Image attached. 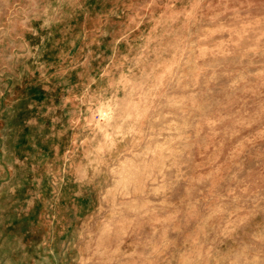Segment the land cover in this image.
Masks as SVG:
<instances>
[{
	"label": "clouds",
	"instance_id": "9594fccd",
	"mask_svg": "<svg viewBox=\"0 0 264 264\" xmlns=\"http://www.w3.org/2000/svg\"><path fill=\"white\" fill-rule=\"evenodd\" d=\"M22 3L24 21L36 22L30 34L25 23L12 18L0 23V81L8 86L0 88V97L17 84L44 92L43 100L23 92L27 119L35 121L39 136L48 119L55 115L66 123V111L72 110L47 111L60 109L72 95L65 83L70 62L91 48L87 37L80 44L77 29L68 30L69 13L78 22L87 0ZM0 5L6 9L8 0ZM241 6V40L250 32L264 33V0H241ZM96 51L107 59L102 48ZM254 51L248 48L244 56ZM127 63L114 54L108 74L74 89L86 93L83 104L79 99L69 103L80 110L77 130L89 138L85 150L92 152L91 162L79 171L66 165L75 175L68 184L58 176L55 194L46 176L32 183L44 176L42 168L29 173L28 183L38 195L20 206L27 208L28 218L39 213L45 227L22 239L24 247L10 257L14 264H42L45 257L48 264H73L77 258L82 264H264V71L250 73L255 79L241 89L228 81L209 86L198 75L180 79L168 73L161 81L158 66L145 61L137 66L139 74L127 73L126 87L109 86ZM101 104L104 111L110 109L107 119L99 115ZM85 117L93 121L91 128L82 127ZM101 143L104 148L96 151ZM72 200L81 209L79 219L71 212ZM53 212L68 215L64 223L70 221V228L55 244L39 248L53 230ZM79 231L83 235L74 237ZM63 240L73 247L62 250Z\"/></svg>",
	"mask_w": 264,
	"mask_h": 264
},
{
	"label": "rangeland",
	"instance_id": "374dc122",
	"mask_svg": "<svg viewBox=\"0 0 264 264\" xmlns=\"http://www.w3.org/2000/svg\"><path fill=\"white\" fill-rule=\"evenodd\" d=\"M23 7L22 0H8L6 9L0 5V23L12 18L25 23V30L30 34L33 31L31 25L36 21H24L20 12ZM84 7L87 11L79 16L78 22L69 13L73 24L68 30L77 29L80 44L85 43L87 37L91 48L85 50L82 59L70 62L65 83L70 85L67 92L72 95L63 99L60 109L47 110L54 113L65 108L72 109L66 111V123L58 122V117L54 115L47 120V128L44 129L42 124L44 130L39 136L35 135V121L27 119L30 113L24 109L23 100L24 91L29 95L34 92L36 100L44 99V92L34 85H13L0 97V169L7 174L0 176V264H14L10 257L18 247H24L22 239L30 237L35 228L45 227L41 224L43 217L39 213L28 218L27 208L20 206L25 198L38 195L28 183L29 173L42 168L44 176L32 183L39 184L46 176V186L55 194L58 176L64 184H68L75 175L72 169H66V165L70 164L79 171L91 162L92 152L85 150L89 138L81 137L77 130L81 128L80 110L69 100L79 99L83 104L86 93H75L74 89H84V82L91 84L97 79V74L101 77L108 74L114 54H120L129 63L123 65L125 71L120 72L115 80L109 79V86L126 87L127 73L136 71L139 74L137 66L145 61L158 66L161 81L168 73L180 79L198 75L200 81L209 82V86L211 83L223 85L228 81L241 89L245 88V81L251 83L255 79L250 73L264 71V39L261 38L264 33L250 32L241 40L245 24L241 0H87ZM100 48L107 52V59L96 51ZM248 48L255 51L244 56ZM4 87L8 86L0 81V88ZM104 108L105 105L101 104L98 109L101 119L110 117V109L106 112ZM88 110L91 111L90 108ZM92 124L93 121L85 117L82 127L91 128ZM69 133L70 138L64 146L61 141ZM103 148L102 143L96 145V151ZM63 191L62 184L61 194ZM15 196L20 199H15ZM27 204H31L30 199ZM70 208L79 219L81 209L76 206L75 200L71 201ZM64 211L69 212V205H65ZM51 216L56 217L53 230L44 235V242L39 244V248L55 244L56 237H64L70 228V221L64 223L69 220L68 215L61 217L53 212ZM56 221L59 222L58 232L54 231ZM77 235H83V232L73 233L74 237ZM36 239L39 240V236ZM26 242L32 243L31 240ZM72 247V242L68 240L60 244L62 250ZM51 254L55 255V251L52 250ZM64 254L62 251L61 255ZM34 264H41V261ZM42 264H48L46 257ZM73 264H82V260L77 258Z\"/></svg>",
	"mask_w": 264,
	"mask_h": 264
}]
</instances>
